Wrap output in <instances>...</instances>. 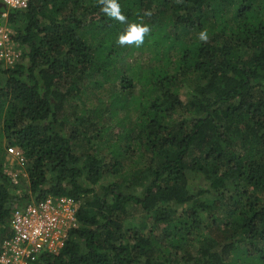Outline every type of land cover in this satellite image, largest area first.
Returning a JSON list of instances; mask_svg holds the SVG:
<instances>
[{
  "label": "trees",
  "instance_id": "trees-1",
  "mask_svg": "<svg viewBox=\"0 0 264 264\" xmlns=\"http://www.w3.org/2000/svg\"><path fill=\"white\" fill-rule=\"evenodd\" d=\"M118 3L150 27L141 46L117 43L126 23L100 0L9 10L21 55L0 63V244L16 206L67 196L78 225L36 264H264V0ZM102 79L113 89L88 106ZM7 148L25 158L17 183Z\"/></svg>",
  "mask_w": 264,
  "mask_h": 264
},
{
  "label": "built area",
  "instance_id": "built-area-1",
  "mask_svg": "<svg viewBox=\"0 0 264 264\" xmlns=\"http://www.w3.org/2000/svg\"><path fill=\"white\" fill-rule=\"evenodd\" d=\"M31 0H0L5 7L0 10V63L13 67L18 62L21 52L11 40L8 25L9 10L25 9ZM11 166L18 160L25 164V158L15 148H10ZM12 180L18 182V172L9 168ZM78 202L62 196H49L45 200L16 206L10 219L11 235L0 244V264H36L37 257L43 252L59 253L70 232L77 227Z\"/></svg>",
  "mask_w": 264,
  "mask_h": 264
},
{
  "label": "clouds",
  "instance_id": "clouds-1",
  "mask_svg": "<svg viewBox=\"0 0 264 264\" xmlns=\"http://www.w3.org/2000/svg\"><path fill=\"white\" fill-rule=\"evenodd\" d=\"M101 11L108 17L126 23V27L117 37V43L121 46L134 45L141 46L144 43L145 35L150 32V27L144 23L126 22L125 16L122 14L118 0H100ZM150 15V13H148ZM198 38L202 42H207L208 33L201 30Z\"/></svg>",
  "mask_w": 264,
  "mask_h": 264
},
{
  "label": "rangeland",
  "instance_id": "rangeland-1",
  "mask_svg": "<svg viewBox=\"0 0 264 264\" xmlns=\"http://www.w3.org/2000/svg\"><path fill=\"white\" fill-rule=\"evenodd\" d=\"M123 55H125V54H123ZM146 56H147L146 54H143V56H140V54L138 52H135L134 54H130L129 56H127V58L124 60L125 62L122 61L121 62V65L122 66H127L128 63H131L132 61L135 62V61L138 60V58L144 59L143 57H146ZM112 89H113L112 84L111 83H107V82L105 83L103 79H102V84H101L100 87H98V86L95 87L92 81L91 82H88L86 84V87H85V96H84V99L86 100L88 106L89 105L90 106H98V104H99V94H100V96L101 95H104V94L107 95L106 92L108 90H112ZM78 103L79 102L77 101V104ZM73 107L74 106L72 104H71V106L69 104L68 107H67V111L68 112H72L73 111ZM125 112H126L125 110L120 111V114H119L118 118H113L111 120L112 123H110V124H112L111 125V128L112 129L109 132L110 134H112V135L115 136L116 133H118V131L121 130V128H119L115 124L117 123V121H118L119 118H122L124 116ZM107 123H109V122L107 121ZM109 138L110 137L106 136V139H103L101 141L100 145L103 146V144H105L106 142H108ZM104 151H106V150L104 149ZM4 159L6 160V162L8 160H10V161L12 160L10 148H7V153H6V156H5ZM7 165L9 167L6 168V171L10 172V169L9 168H12V169H15V171L18 172L19 174H23V176L26 175V170H25L26 169V166H25V164L24 165H19L18 164V160L13 161V163H12L11 166L9 165V163Z\"/></svg>",
  "mask_w": 264,
  "mask_h": 264
},
{
  "label": "water",
  "instance_id": "water-1",
  "mask_svg": "<svg viewBox=\"0 0 264 264\" xmlns=\"http://www.w3.org/2000/svg\"><path fill=\"white\" fill-rule=\"evenodd\" d=\"M5 7V5L4 4H2V3H0V9L1 8H4ZM1 11V10H0Z\"/></svg>",
  "mask_w": 264,
  "mask_h": 264
}]
</instances>
